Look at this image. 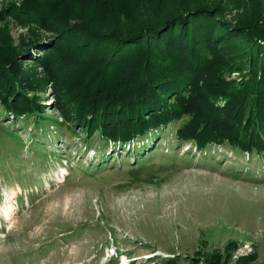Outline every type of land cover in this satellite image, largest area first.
<instances>
[{
    "label": "rangeland",
    "instance_id": "obj_1",
    "mask_svg": "<svg viewBox=\"0 0 264 264\" xmlns=\"http://www.w3.org/2000/svg\"><path fill=\"white\" fill-rule=\"evenodd\" d=\"M20 2L0 0V12ZM225 3L228 19L237 4L264 15V0ZM30 30L0 22L21 62ZM39 96L44 118L0 105V264H264L263 154L179 142L186 117L111 144L62 120L49 87Z\"/></svg>",
    "mask_w": 264,
    "mask_h": 264
},
{
    "label": "trees",
    "instance_id": "obj_2",
    "mask_svg": "<svg viewBox=\"0 0 264 264\" xmlns=\"http://www.w3.org/2000/svg\"><path fill=\"white\" fill-rule=\"evenodd\" d=\"M231 6L21 0L0 12V22L9 15L32 27L28 62L1 32L0 105L16 119L44 118L39 94L49 87L62 120L111 144L128 146L186 117L179 142L264 155V15L237 4L239 14L228 19ZM38 30L52 37L40 40Z\"/></svg>",
    "mask_w": 264,
    "mask_h": 264
}]
</instances>
